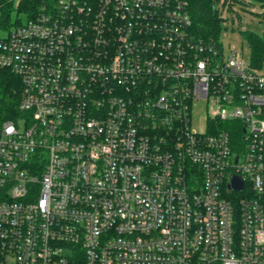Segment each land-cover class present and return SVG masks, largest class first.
I'll use <instances>...</instances> for the list:
<instances>
[{"label": "built area", "instance_id": "built-area-1", "mask_svg": "<svg viewBox=\"0 0 264 264\" xmlns=\"http://www.w3.org/2000/svg\"><path fill=\"white\" fill-rule=\"evenodd\" d=\"M14 22L0 264H264V57L197 39L187 0H52Z\"/></svg>", "mask_w": 264, "mask_h": 264}, {"label": "trees", "instance_id": "trees-1", "mask_svg": "<svg viewBox=\"0 0 264 264\" xmlns=\"http://www.w3.org/2000/svg\"><path fill=\"white\" fill-rule=\"evenodd\" d=\"M16 5L14 0L0 1V32L5 33L10 26L16 22L12 21V12L23 14L25 17L34 16L44 4H51L52 0H18ZM17 1V2H18ZM227 0H224L222 6H226ZM234 1V0H231ZM264 8V0H253ZM188 9L192 18V32L194 36L202 41H219L222 32L226 28L220 20L216 3L220 0H187ZM259 17L264 19V12L258 13ZM18 23V22H17ZM243 38L247 41L250 48V62L253 66L261 65L264 57V35L244 31ZM22 82L12 72L1 71L0 76V118L2 120L12 119L17 110L18 102L21 96ZM15 112V113H14Z\"/></svg>", "mask_w": 264, "mask_h": 264}, {"label": "rangeland", "instance_id": "rangeland-1", "mask_svg": "<svg viewBox=\"0 0 264 264\" xmlns=\"http://www.w3.org/2000/svg\"><path fill=\"white\" fill-rule=\"evenodd\" d=\"M224 0L216 3V8L223 26L226 28L222 32L221 40L226 50L234 48L237 51H243L244 58L250 60V48L247 41L243 38L242 32L249 31L260 36L264 35V19L257 15L263 13L264 8L253 0H227L225 7L222 6ZM14 3L18 5L19 1ZM12 21L17 18L25 19V15L12 12ZM227 17V18H226ZM1 34V33H0ZM205 114L202 106L198 105L195 115L193 116V129L202 131L204 128ZM18 126L22 127L21 122Z\"/></svg>", "mask_w": 264, "mask_h": 264}, {"label": "water", "instance_id": "water-1", "mask_svg": "<svg viewBox=\"0 0 264 264\" xmlns=\"http://www.w3.org/2000/svg\"><path fill=\"white\" fill-rule=\"evenodd\" d=\"M41 2H44V0H41ZM232 186H233L234 190L240 191L243 189L244 183L239 177L232 176Z\"/></svg>", "mask_w": 264, "mask_h": 264}]
</instances>
